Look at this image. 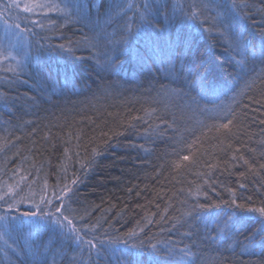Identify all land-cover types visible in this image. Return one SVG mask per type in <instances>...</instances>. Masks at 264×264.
Instances as JSON below:
<instances>
[{
  "label": "trees",
  "instance_id": "16d2710c",
  "mask_svg": "<svg viewBox=\"0 0 264 264\" xmlns=\"http://www.w3.org/2000/svg\"><path fill=\"white\" fill-rule=\"evenodd\" d=\"M66 2L12 17L0 264H264V0Z\"/></svg>",
  "mask_w": 264,
  "mask_h": 264
},
{
  "label": "rangeland",
  "instance_id": "374dc122",
  "mask_svg": "<svg viewBox=\"0 0 264 264\" xmlns=\"http://www.w3.org/2000/svg\"><path fill=\"white\" fill-rule=\"evenodd\" d=\"M66 3V0H0V66L20 65L28 52L27 34L12 17L52 10Z\"/></svg>",
  "mask_w": 264,
  "mask_h": 264
},
{
  "label": "snow or ice",
  "instance_id": "6c2138e0",
  "mask_svg": "<svg viewBox=\"0 0 264 264\" xmlns=\"http://www.w3.org/2000/svg\"><path fill=\"white\" fill-rule=\"evenodd\" d=\"M61 47H63V46H61ZM224 127H227V125H224ZM185 159H187V157H185ZM252 211H256V212H259L262 216H264V207H262V208H259V209H254V210H252ZM32 215H35L34 213L32 214ZM64 219H67V217H64ZM54 223H59V221L57 220V221H55ZM70 223V222H69ZM89 243H91V242H89ZM94 246V245H93Z\"/></svg>",
  "mask_w": 264,
  "mask_h": 264
}]
</instances>
